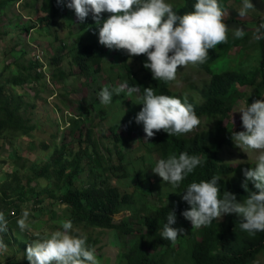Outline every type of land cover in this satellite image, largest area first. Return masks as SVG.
Returning a JSON list of instances; mask_svg holds the SVG:
<instances>
[{
	"label": "trees",
	"instance_id": "1",
	"mask_svg": "<svg viewBox=\"0 0 264 264\" xmlns=\"http://www.w3.org/2000/svg\"><path fill=\"white\" fill-rule=\"evenodd\" d=\"M226 1L228 0H220L221 6L225 9L223 20L227 26L243 25L251 21L244 20L242 17L234 18L230 13L227 14L229 6ZM240 1L242 0H234V3ZM194 2L195 0H184L183 5L175 11L180 15L192 11ZM8 3L9 0L0 1V14ZM42 3L41 12L45 15L42 19L43 26L50 27L58 23L66 11L65 0L63 4L58 3V0H43ZM108 15L109 13H104L105 19ZM262 21L264 18L257 21L254 32ZM35 29L36 27L30 28L27 33ZM246 39L228 37L226 43L209 49L205 63L197 64L211 78L207 85L198 90L202 102L188 103L193 105L200 117L201 123L196 128L202 125L204 119L209 122L217 119L213 127H206L194 134L190 131L173 136L160 130L154 137L149 138L148 149L138 158H135L133 153L130 156L129 151H124L126 139L116 133L114 146L108 149L107 159L101 146L94 141L93 130L85 125L89 120L87 115L84 117L85 114L81 113L79 118L73 119L71 131L80 127L81 134L87 132L86 141L90 142L87 146L82 139L80 140L82 147L77 150L71 149L67 142H63L62 147L55 149L50 163L43 166L34 164L31 167L32 175L29 174L24 179L14 174V182L2 185L0 190L4 195L0 196V211L5 214L7 225L6 231L0 232V239L6 245L19 242L18 237L9 236L13 235L14 229L18 227L16 221L22 213V206L34 201L41 206L42 212L46 199H54L62 207H66L63 209L70 213L67 219L72 221L73 227L116 231L123 238L133 236L132 239L127 240V245L121 246L120 259L126 264H170L169 256L172 254L173 264H179L180 247H175L177 241L172 243L163 239L160 230L163 223L167 222L168 211H174L177 217L173 227L186 220L182 212L189 208L186 203H183L182 191L189 183L193 180L197 182L210 180L213 175L219 174L221 179L218 185L221 195L228 191L234 193L241 201L247 197L248 190H255L251 182H249L248 190L242 186L246 180L244 169L247 168L236 167L231 161H225L222 156L226 148L236 147L232 132L244 130L242 115L238 116L234 113L238 103L244 101L247 106L258 99H264L262 97L264 96V38L257 40L261 53L259 65L254 71H247L242 65L238 70L229 69L218 72L221 70L219 68H224L219 65L220 63L229 62L230 51L233 48L243 47ZM146 59V54L130 57L126 53L123 63L119 61L127 72L126 76H121L125 84L138 89L134 94L140 98L139 104L142 103L143 88L146 87L154 88L157 94L175 96L170 89V82L155 80L151 71L144 67ZM104 60V55L99 52L97 44L82 45L78 48L76 57L73 58L86 81L93 73L102 72ZM55 64L59 65V60L54 63L52 61V65L55 66ZM8 69L9 67H6L4 70ZM82 75L79 74V76ZM73 76L75 74L59 71L54 78L58 77L61 81H65ZM37 78H40L39 75ZM32 80L30 75H26V78L25 75H18L13 76L7 84L13 89L23 87ZM110 82L111 89H114L115 84L112 79ZM244 88L253 91L251 98L244 94ZM179 98L183 102L184 99ZM17 99L13 92L9 96L5 86L0 85V137L7 134L9 136L28 135L36 130V126L30 124L22 113V104ZM88 112L91 113V109ZM231 116L232 119H228ZM128 129H131V125ZM142 136L146 137V133L143 132ZM184 151L199 155L202 164L182 182L179 188L174 189L164 181L158 189L157 184L152 183L150 179L151 165L160 158H166L170 154L178 156ZM115 154H119L123 161L117 162L113 159ZM85 164L90 167L88 185L82 180ZM37 180L43 182L34 185ZM47 180L49 183L46 182ZM128 180H132L134 184L129 188H123ZM144 181L145 184L142 185ZM167 199L172 202L166 205L163 201ZM127 211H131L132 215L124 216L117 223V217ZM51 212L56 213L55 210ZM240 223V217L235 214H226L214 219L210 225L198 228L197 232H192L197 234L202 230V239L192 250L194 264H254L264 253V232L250 235L240 228ZM28 240V243L23 244L26 249L33 239ZM88 240L93 243L91 248L94 249L100 242V239L93 236H89ZM162 250H165L164 254ZM99 257L101 256H97L98 259ZM12 260V264H22L18 260ZM26 261L30 264L28 259Z\"/></svg>",
	"mask_w": 264,
	"mask_h": 264
},
{
	"label": "rangeland",
	"instance_id": "2",
	"mask_svg": "<svg viewBox=\"0 0 264 264\" xmlns=\"http://www.w3.org/2000/svg\"><path fill=\"white\" fill-rule=\"evenodd\" d=\"M42 2L43 0H9L8 5L0 14V76L2 75L0 85L5 86L9 96L13 92L18 97L17 101L22 104V113L30 124L36 126V130L28 135L9 136L7 134L0 137L1 190L2 185L14 182V174L24 178L32 173L31 167L34 164L43 166L50 163L55 149L62 147L63 142H67L71 149L77 150L82 147L80 141L82 139L87 146L90 143L86 141L87 132L81 134L80 127L71 131V124H74L73 119L79 118L81 113L85 114L84 117L87 115L89 120L85 125L88 129L93 130L94 141L101 146L107 159L109 157L108 149H112L114 146L116 133L126 139L124 151H129L130 156L133 153L134 157L138 158L148 149L149 140L145 141V137L142 136L143 124L137 123L135 119L143 107L141 102L139 104L140 98L136 94L127 95L126 87L118 95L113 94L115 99L113 103L103 105L99 101L98 93L102 88L107 86L111 89L110 79L115 84L114 88L125 84L121 76H126L127 72L120 62L123 63L126 52L109 49L100 44L99 26L92 19V15L89 14L81 22L75 11L66 6L67 0H65L66 11L60 21L50 27L43 26L42 19L45 15L41 12ZM169 2L176 10L183 5L184 0H169ZM226 3L229 6L227 14L230 13L234 18L240 17L238 10L242 6V1L234 3V0H228ZM253 4L255 5L254 9L249 10L247 16L243 17L244 20L251 21L243 25L231 24L228 26V37H234L232 29L241 27L245 35L240 39L247 38V41L245 40L243 47L233 48L230 51L229 62L220 63L219 65L224 68H219L221 70L218 72L229 69L238 70L242 65L247 71H254L258 67L261 52L257 46V40L253 39V33L257 21L264 18V0H255ZM101 19H105L104 13L101 15ZM34 27H36L34 31L27 33V30ZM89 44H97L99 52L104 55L105 60L102 72L93 73L86 81L73 58L76 57L78 48ZM54 60H59V65H52ZM129 63L132 64V62ZM6 67H9L7 71L4 70ZM95 69L97 72L98 68ZM59 71L75 74V76L61 81L58 77L54 78ZM18 75H25V78L26 75H30L33 80L23 87L12 89L7 82L13 76ZM37 75H39V79ZM210 78V75L197 65H188L183 68L178 66L177 79L170 82V89L175 96L182 97L187 102L201 103L202 98L198 90L207 85ZM243 92L249 98L253 95V91L249 88H244ZM241 107H245L244 101H240L234 111H238ZM90 109L91 113L88 112ZM235 114L242 115V113ZM228 119H232V116ZM216 121L217 119L212 122L204 119L202 125L192 130L191 134L206 127H213ZM85 125L83 124V127ZM130 125L131 129L129 130ZM256 154L257 151H246L236 145V147L226 148L222 156L225 161H231L236 167L242 166L250 169L255 166ZM113 159H116L117 162L123 161L119 154H115ZM154 165L155 163L151 167ZM151 167V182L157 184L159 189L164 181L152 171ZM84 170L82 180L88 185L90 170L88 164H85ZM38 182L43 181L37 180L34 185ZM46 182L49 183L48 180ZM133 184L132 180H128L124 183L123 188H129ZM1 190L0 196H3L4 193ZM170 199L163 202L167 205L172 202ZM183 203H186L188 208L191 207L184 200ZM22 207V210L24 208L30 210L31 231H21L19 227L14 229L13 235L9 237H18L20 240L19 242L14 241V244L8 245L6 251L0 253V264H12V259L18 260L22 264H28L26 246H24L29 242L28 239H34L36 231H40L42 234L47 231L50 234L51 231L60 228V221L67 220L70 214L63 209L66 207H62L54 199H46L42 212L40 211L41 206L34 201ZM52 210H55L56 213L51 212ZM128 215H132V212L127 211L120 214L116 219L117 223ZM183 222L186 223H180L176 227H182L185 230L178 237L175 245L176 248L180 247L179 264H194L192 250L195 244L202 239V230L197 234H192V232H197V228H194L191 221L187 219ZM188 222L190 229L187 225ZM72 231L74 235H86L87 238L93 236L100 239V242L95 246L96 256H101L99 257L100 264H126L120 259L121 246L127 245V240L132 239L133 236L123 238L116 231L87 230L84 227H73ZM87 244L89 247L93 245L90 240L87 241ZM169 262L173 264V254L169 256ZM254 264H264V253L257 258Z\"/></svg>",
	"mask_w": 264,
	"mask_h": 264
},
{
	"label": "clouds",
	"instance_id": "3",
	"mask_svg": "<svg viewBox=\"0 0 264 264\" xmlns=\"http://www.w3.org/2000/svg\"><path fill=\"white\" fill-rule=\"evenodd\" d=\"M63 4L64 0H58ZM66 6L73 9L77 18L83 22L89 14L99 26V43L109 49L125 50L131 57L146 54L144 67L149 69L155 80L176 81L178 66L203 64L207 61L209 49L226 43L229 28L224 22L225 9L220 0H195L193 10L178 14L169 0H67ZM252 0H242L238 10L240 17H246L254 9ZM103 13H109L104 20ZM232 35L241 38L243 28L231 30ZM264 38V21L253 33V39ZM127 87L131 96L138 89L121 84L110 89L104 87L98 93L99 101L109 105ZM264 97V96H262ZM142 109L136 122L143 124L145 141L164 130L170 136L188 133L201 123L193 105L177 96L157 94L154 88H143ZM234 113H242L243 131L232 132L234 143L246 151H257L255 166L244 169L246 180L242 185L248 190L249 182L255 190H248L245 199L238 200L231 192L221 195L219 174L210 180H193L182 191V199L191 207L182 215L191 221L194 228L210 225L214 219L226 214L241 218L240 228L250 235L264 232V99L241 107ZM155 130V131H154ZM202 164L199 155L180 152L160 158L152 167L163 181L172 188H179L182 182ZM176 214L168 211L166 223L160 230L163 239L176 243L185 231L176 228ZM21 231H31L30 210L24 208L16 221ZM186 223V222H181ZM7 220L0 211V232L6 231ZM61 227L51 231L34 233L35 237L26 249L30 264H100L95 249L87 244L86 235H74L70 219L60 221ZM188 228L190 223H187ZM190 229V228H189ZM176 247V246H175ZM8 245L0 240V253ZM163 254L165 250L161 251Z\"/></svg>",
	"mask_w": 264,
	"mask_h": 264
}]
</instances>
